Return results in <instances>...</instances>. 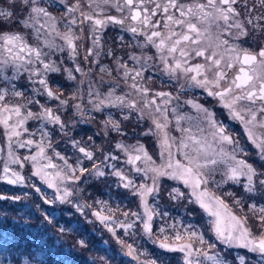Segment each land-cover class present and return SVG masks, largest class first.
Wrapping results in <instances>:
<instances>
[{"label": "snow or ice", "instance_id": "snow-or-ice-1", "mask_svg": "<svg viewBox=\"0 0 264 264\" xmlns=\"http://www.w3.org/2000/svg\"><path fill=\"white\" fill-rule=\"evenodd\" d=\"M87 2L89 10L85 11L81 0H75V3H71L69 0V6L66 9L69 26L64 32H60L55 27V17L46 7L40 6L38 0H20L23 11L28 16L19 22L23 23L25 27H32L33 25L29 24L30 20L43 18L46 22L45 26L61 38L64 45L70 50L73 59L79 55L77 42L86 39L82 35L84 26L91 25L89 37L91 47H87L85 50V61L90 57L100 56L101 44L98 33L108 24L126 26L127 30L133 34L142 33L145 39L141 47L151 45L156 49V58L170 77L178 78V74L183 75L191 86L202 88L207 91L209 96L216 97L228 110L230 118L244 125L248 140L259 150V159L264 162V71L259 74L255 71L258 66L264 69V48H260L256 53H251L247 50L237 49L230 44L228 39H222L225 32L231 36L233 29L240 36H248L250 32L256 30L264 33V0H259L260 11L258 14L255 11V0L251 7H249L248 0H242L243 8H240L238 0H87ZM107 8H115L121 15L119 17L109 15L105 11ZM13 15L14 13L11 11L0 9V20L11 19ZM48 21L53 23L48 24ZM75 25L79 26L80 35L73 31L72 26ZM248 25L251 26L250 29ZM213 29L216 30L214 39ZM46 43L49 48L63 51V48L52 42L46 41ZM107 54L116 59L111 51ZM0 55L10 57V60L0 59V76H3L5 81L9 78L3 75V69L11 63L14 71L18 73L20 69H23L28 73L29 81L39 85L35 89L37 93L59 101L56 108H51L40 104L39 100H29V104L38 105L40 108L39 112L34 113L30 109H26L23 104L10 106L6 101L7 90L0 89V124L8 129L9 139L21 135L17 129L22 127L28 119L57 125L67 135V124L58 113L59 108L67 106L69 100L62 99L63 94L53 90L48 82V74L59 72L60 67L55 62L48 60L49 54L39 46L28 43L24 35L19 32L3 31L2 27H0ZM197 57L202 58L203 62L190 63ZM129 59L139 63V68H129L126 61H117V70L122 72L125 84L141 98L144 106L140 107L138 101L129 100L127 94L115 95L114 90H110L104 99H93L92 105L97 111H100L107 102L109 106L126 107L138 111L141 118L147 116L152 120L155 128H149L145 135L154 132L160 137V146L163 149L161 156L166 158L164 164L153 166L152 157L148 155L143 145L137 144L132 147L122 143L115 145L117 149L128 154V164L135 165L136 161H143V167L135 166L133 170L148 176L150 184L141 180L137 185L133 179L121 169L116 168L115 165L111 166V171H105V162L116 160L118 157L108 153L97 163L95 151L80 146L79 141H72V146L92 162L91 169H86L82 165L78 168L73 167L68 163L67 158L58 152L55 155L64 162V166L52 163L51 157H48L45 152V149L51 148L52 144L47 139L49 134L43 130L40 132V141L28 139L19 144V147L24 148L36 143L37 152L35 154L19 157L9 150V160L4 164L0 180L13 185L24 184L25 177L9 165L15 164L23 168L29 161L32 162L35 169L32 175L39 177L48 187L56 188L58 194L61 192L59 184L66 181L75 182L85 172H90L97 177L115 176L119 180L118 187L129 190L133 196L139 198L138 207L143 209L142 212L112 209L107 201H96L95 203L99 207L95 208L91 204H77V210L83 213L85 208H91L92 215L114 236L116 229L120 228L128 235H134V231L130 230L142 229L145 235L151 237L154 235V216L163 217L166 213L157 212L150 206L148 197L158 196L160 178L169 177L182 182L186 188L191 189L190 196L194 198L192 202L199 203L205 211L215 217L211 230L216 233L218 240L228 245H236L252 252L264 254V207L257 210L256 204H252L249 206L251 216H237L231 212L221 196L211 192L207 187L209 180L213 178V173L222 168L221 182L240 183L241 177H244L246 183H243L242 186L247 192L264 193V167L258 169L243 158L245 150L239 141L228 132L227 127L221 121L216 119L215 113L194 100H187L185 103L190 104L198 114H201L198 121L185 128L180 122L191 120V118L176 115V127L181 135L173 137L170 131H165L170 123L169 106L173 100H178L179 97H173L171 93L163 91L152 93L150 88L142 84L147 60L137 57L135 54L131 55ZM46 60L48 62H45ZM37 65L42 67H37ZM237 66L238 70L233 75L229 70L236 69ZM65 71L68 72V79L75 80L73 72L80 73L83 69L76 65L74 69H65ZM101 71L108 70L101 67ZM128 81L131 83L128 84ZM12 87L15 89V85ZM12 95L23 97L24 93L13 90ZM89 95L98 96L99 94L90 92ZM149 95H151V99L148 98ZM71 99L78 100L79 97L73 94ZM158 99L159 103H157ZM75 107L82 111V106L79 103ZM171 111L175 114L177 110L172 108ZM13 116L16 117L14 122L12 121ZM124 118L128 119L127 116ZM104 123L113 131H121L120 123L113 120L111 116ZM9 147L11 148V145ZM41 160H47L48 163L42 164ZM47 169L56 171L49 172ZM33 187L35 186L33 185ZM36 191L39 193L40 189L36 188ZM72 196V188L66 186L57 199L62 203H71L70 197ZM169 196L176 199L184 197L185 193L173 188ZM3 199H10V197L0 196V200ZM11 199L19 200L21 197H11ZM45 202L54 203L55 201L46 200ZM241 203L242 201L239 199L234 200V205ZM117 213L125 219H118ZM225 215L230 221L227 227L222 225ZM45 218L47 219V216ZM250 220L251 223H249ZM154 242L166 251L178 250L185 253L186 264H201L199 260L193 259L194 253L196 256H203L212 261V264H222L217 255L210 254L206 250V248L214 249L215 245L207 244L205 248L206 242L203 236L192 228L177 229L175 224L167 225L165 222L158 228ZM78 243L82 247L86 246V242L83 240ZM119 243L127 249L126 254L135 259L138 264H157L156 259L140 260L142 253L138 252L134 243H125L124 240H119ZM237 259L239 264H245L243 256Z\"/></svg>", "mask_w": 264, "mask_h": 264}, {"label": "rangeland", "instance_id": "rangeland-1", "mask_svg": "<svg viewBox=\"0 0 264 264\" xmlns=\"http://www.w3.org/2000/svg\"><path fill=\"white\" fill-rule=\"evenodd\" d=\"M240 2L243 4L242 0ZM38 3L42 7L48 5ZM252 3L253 0H248L249 7H251ZM255 5V11L258 14L260 11L259 0H255ZM46 8L53 17H57L51 6ZM0 9L14 13L11 19L0 20V27H2L3 31L21 33L25 36L28 43L33 46H39L45 53H48V59L55 58L56 61V59L64 60L67 57V52H65L67 47L60 37L56 36L55 44L63 48V51L57 48H47L46 41L49 42V35L46 32L36 34L38 36L36 37L33 34L34 32L31 31L35 26L34 24L37 26L39 19L44 20L43 18L30 20L29 24L33 25L32 27H25L23 23L19 22L28 16L23 11V5L20 0H0ZM248 28L250 29L251 26L248 25ZM233 33L235 36L238 34L236 30ZM240 37L252 44L258 39L260 46H264V33L259 30L250 32L248 36ZM85 50L80 46L78 47L79 58L84 59ZM5 58L10 60V57L0 55V59ZM69 58H71L70 53ZM37 67L42 66L37 65ZM3 75L8 76L9 79L5 81L3 76H0V89L7 90L6 101L10 106L23 104L26 109H30L35 113L39 112L40 108L38 105L29 104V100H39L40 104L47 107L52 104V107L56 108L59 105V101L37 93L35 89L39 85L29 81L28 73L23 69H20L17 73L14 71L12 64L9 63L4 67ZM53 75L56 74L53 72ZM54 77L49 82L50 86L56 92L63 94L62 99L67 98L69 100L68 105L61 106L58 113L67 124V135L57 125L46 121L28 119L22 127L17 129L21 135L12 137L10 140L7 134L8 129L3 124H0V174H2L4 164L9 160V150L19 157L30 156L37 152L36 143L24 148L19 147V144L28 139L36 142L40 141V132L43 130L49 134L47 139L52 144L51 148L45 149L46 155L51 157L52 163L61 167L64 166V162L55 155L58 152L61 156L66 157L68 163L73 167L78 168L82 165L86 169H91L92 162L88 161L83 154L72 146V141H79L80 146L95 151L97 163L108 153L118 157L116 160L105 162V171H111V166L115 165L116 168L121 169L133 179L137 185L141 180L150 184L151 181L148 176L144 173H136L133 170L135 166L143 167V161H136L135 165L128 164V154L117 149L115 145L117 143H122L128 147L136 146L137 144L143 145L148 155L152 157L153 166L164 164L166 158L161 156L163 149L160 146V137L154 132L145 135L149 128H155L152 120L147 116L141 118L140 113L136 111H133V116L127 113L120 115L118 110L111 111L110 106L106 103L100 111H97L93 107L92 101L93 99H100L94 95H89L94 89L92 87L95 80L94 74L87 77L86 81H84L85 87L82 89L83 94L81 95L84 102L80 103L82 111L78 110L75 105L79 103V99H71L73 94H76L72 90L76 81L66 77H59V79L55 80L56 78ZM123 84L124 86L126 85L125 83ZM12 85H15V89H13ZM127 88L130 89L128 85ZM194 88L187 85L182 89V92H185L189 97L185 100H194L215 113L216 119L227 127L228 132L239 141L241 147L245 150L243 158L258 169L264 167V162L258 156L259 150L247 138L244 125L237 120L231 119L228 110L222 106L216 97L205 96L206 98H202V96L197 94L196 98H192V96L195 97V90L199 92L200 89L198 87ZM13 90L22 91L24 96H13ZM127 94L130 95L131 93L127 92ZM131 98L138 101L133 93ZM187 105L188 108L192 109V114L197 113L195 108L190 104ZM199 115L197 113L194 116V122L198 121L196 116ZM109 116L120 123V132L113 131L111 127L105 126L104 122ZM125 116L128 119H125ZM174 117L173 113H169L170 123L165 131H170L173 137H177L181 133L176 127V123L174 124L173 122ZM15 119L16 117L13 116L12 121L14 122ZM130 120L133 121V124L129 128L127 123ZM24 129H27V131H24ZM9 145H11V148ZM40 163L46 164L48 161L41 160ZM9 166L21 172L25 177V183L13 185L0 180V196L10 197V199L0 200V264H138L135 259L126 254L127 249L122 247L119 240H124L125 243H134V247L137 248L138 252L142 253L140 256L142 261L156 259L157 264H186L185 253L178 250L166 251L161 249L158 243L154 242L155 235L158 234V228L165 222L167 225L175 224L177 229L192 228L199 235H202L206 242L205 248L207 244L215 245L214 249L206 248V250L210 254L214 253L217 255L222 264H239L237 258L241 256L245 258V264H264V254L252 252L247 248L236 245H228L218 240L216 233L211 230L215 217L205 211L199 203H193L192 200L194 198L190 196L191 189L186 188L178 180H172L169 177L160 178L158 196L148 197L150 206L155 208L157 212L166 213L163 217L154 216L153 236L145 235L142 229L130 230L134 231V235H128L120 228L116 229V235L114 236L92 215L91 208H85L84 212L81 213L77 210L76 205L91 204L95 208L99 207L96 205V201H107L112 209L119 208L121 211L142 212L143 209L138 207L140 204L139 198L133 196L129 190L118 187L119 180L117 177L112 175L97 177L90 172H85L75 182L66 181L59 184L61 189L59 194H62L63 188L66 186L71 187L73 190V196L70 197L72 202L62 203L57 199L59 194L56 188L48 187L39 177L32 175L35 169L31 161L25 163L23 168L15 164H10ZM47 171L54 172L56 170L47 169ZM222 171L223 169L221 168L213 173V178L209 180L207 187L211 192L225 200L233 214L251 216V213H249L250 205L256 204L257 210L264 207V193L259 191L254 193L247 192L242 186L243 183H246V178L244 177H241L240 183L233 181L221 182ZM77 175L80 174L77 173ZM149 175L151 174L149 173ZM36 188L40 189L39 193ZM173 188L184 192L185 196L172 199L169 193ZM16 196L21 197V199H11V197ZM236 199H239L242 203L234 205V200ZM46 200L55 202L46 203ZM46 216L47 219L45 218ZM117 217L120 220L125 219L119 213H117ZM251 222L250 220L249 223ZM229 223L230 221L225 215L222 225L227 227ZM169 232H171V229H169ZM81 240L86 242V246L82 247L78 243ZM196 247H199V245H196ZM193 259L199 260L201 264H212V261L205 259L203 256H196L195 253L193 254Z\"/></svg>", "mask_w": 264, "mask_h": 264}, {"label": "flooded vegetation", "instance_id": "flooded-vegetation-1", "mask_svg": "<svg viewBox=\"0 0 264 264\" xmlns=\"http://www.w3.org/2000/svg\"><path fill=\"white\" fill-rule=\"evenodd\" d=\"M42 5H46V7L51 6V9L55 11L57 14V19L55 18V27L60 30V32H64L67 27L69 26L67 24V14L66 9L69 6V0H38ZM81 2L84 4V10L87 11L88 9V2L87 0H81ZM240 3V8H243V4L238 0ZM71 3H75V0H71ZM99 11V9H97ZM107 14L109 15H115L120 16L121 14L116 11L115 8H107L105 9ZM78 15V14H77ZM243 17H241L242 19ZM48 24H52V21H48ZM35 26L32 28L33 34H40L41 32H46L49 36L48 41L52 43H56V35L54 32L50 31L48 27L45 26V22L42 19H39L38 25L34 24ZM90 28L91 25L86 24L84 26V32L82 35L86 37L82 42H77L78 47L82 44L83 46H80L82 49H86L87 47H91V39L90 37ZM39 29V31H37ZM73 31H75L77 34H81L79 31V26L75 25L72 26ZM235 29L232 30L231 36L227 32L223 33L222 39H228L230 41L231 45H234L239 50H247L251 53H256L259 51L260 48H264V46H260L259 40L256 39V41L252 44L249 43L244 38H241L239 33L237 36L234 35ZM100 36V56L99 57H90L89 60L85 61L82 58H79V55L76 56V58H69L70 50L67 48L65 52L66 58L64 60L60 59H48L51 61H55V63L60 67L59 72H54L56 75H53V73L48 74V82L52 79L53 76L56 78L55 80L59 79V77H66L68 79V72L65 71V69H74L76 65H79L83 71L80 73L73 72V75H75L76 79L73 81H76L74 84L73 91L76 92V95L79 97V104L83 103V94L82 89L85 87L86 78L90 75L94 74L95 77V85L93 81L92 87L94 88L92 92L98 93L99 95L96 96L100 100L104 99L107 95L106 93H109L110 90H114L115 95H125L127 92L133 93L135 95V98L138 100L139 106L143 107V101L141 98L136 95L134 92H132L130 89L127 88V84L124 86L123 83L124 77L121 71L117 70V61L120 62H127L129 68L136 67L139 68V63L134 62L129 59V57L133 54H135L137 57H142L147 60L145 64V72H144V80L142 81V84L145 87H148L151 89L152 93L163 91L167 93H171L173 97H179L178 100H173L172 104L169 106V113H172L171 109L176 108V115H182L186 117H190L191 120H182L180 122L183 127H186L188 125L194 124V116L197 114H192L193 111L191 108H188L187 103H185V99L189 98L188 95L185 92H182V89L185 88L187 85L191 86L188 81L185 79L183 75L178 74V78L170 77L164 70L163 65L158 62V59L156 58L157 52L156 49L151 45H146L141 47V45L144 43V35L142 33L133 34L130 31L127 30L126 26H121L118 24H108L105 27L101 29V31L98 33ZM216 30L213 29V39L215 38ZM36 37H38L36 35ZM257 38V37H256ZM246 41V42H245ZM61 44V43H60ZM48 48V46H47ZM111 51L116 59H113V56H109L107 53ZM242 55V51H241ZM147 58H153V59H147ZM45 62H48L47 60ZM202 58H194L190 63H202ZM85 67V68H84ZM101 67L107 69L108 71H101ZM236 70H238V66L236 69H230L229 71L232 72L233 75H235ZM257 74L264 71V69H261L259 66L255 69ZM93 73V74H92ZM58 75V76H57ZM57 76V77H56ZM120 78V79H119ZM108 79V80H105ZM54 80V79H53ZM128 83H131V81H128ZM50 85V84H49ZM196 88V87H195ZM194 88V89H195ZM2 89V88H1ZM81 89V91H80ZM188 89V88H187ZM189 92V91H188ZM79 94V95H78ZM131 94L128 95L129 100H133L131 98ZM199 94L200 96L205 97L209 96L207 94V91L200 88L199 92L195 90V97L192 96V98H196V95ZM151 99V95L148 97ZM206 98V97H205ZM107 104V102H105ZM157 103H159V99L157 100ZM203 103H205L203 101ZM108 105V104H107ZM52 107V104L50 106ZM111 111L118 110L119 114L127 113L130 116H133V111L131 109H128L126 107H119V106H110ZM138 112V111H136ZM139 113V112H138ZM199 115V114H198ZM121 117V116H120ZM197 118L199 116H196ZM117 120V119H116ZM174 124L176 123V118H173ZM133 124V121L130 120L127 123V126L130 128V126Z\"/></svg>", "mask_w": 264, "mask_h": 264}]
</instances>
